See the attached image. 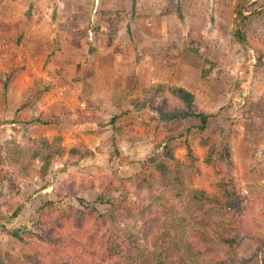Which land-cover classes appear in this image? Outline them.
Instances as JSON below:
<instances>
[{"label": "rangeland", "instance_id": "rangeland-1", "mask_svg": "<svg viewBox=\"0 0 264 264\" xmlns=\"http://www.w3.org/2000/svg\"><path fill=\"white\" fill-rule=\"evenodd\" d=\"M237 3L0 0V170L15 188L9 180L0 182V210L6 215L0 221V253L20 259L28 254L36 234L33 223L45 202L65 210L78 198L95 201L100 191L81 189L87 182L114 177L119 184L115 195L134 201L130 181L123 186L120 180L160 157L169 135L167 122L155 111L135 107L141 99L146 108L147 93L156 85L165 91L153 97L169 109L183 106L170 87L194 96L191 117L177 129L185 135L173 145L177 158L185 157L184 143L202 156L191 141L199 125L195 115H213L204 136L212 135L222 154L228 145L237 187L245 204L254 208L264 237V0H241L247 17L244 44L232 36ZM85 89L94 106L82 110V117L94 111L95 119L82 123L75 111L85 109ZM54 105L67 111L58 127L32 122ZM56 135L67 149L87 148L93 157L65 155L45 175L35 162L30 174L21 177L10 164L13 146L28 148L31 139ZM198 165L194 187L218 193L220 175L200 161ZM125 224L132 226L131 221ZM4 227L20 229L22 240ZM146 246L148 256L159 257L152 241ZM237 258L230 264H264V248L243 236Z\"/></svg>", "mask_w": 264, "mask_h": 264}, {"label": "trees", "instance_id": "trees-1", "mask_svg": "<svg viewBox=\"0 0 264 264\" xmlns=\"http://www.w3.org/2000/svg\"><path fill=\"white\" fill-rule=\"evenodd\" d=\"M243 7L238 0L234 8L232 36L239 44L247 42L244 33L247 17ZM164 91L163 85L152 87L147 93L146 108L141 99L135 106L143 111H155L167 122L164 128L169 135L160 157L145 162L132 178L120 180L123 186L130 183L134 201H129L126 194L115 195L119 193V184L114 177L106 176L98 184L87 182L81 189L100 191L95 201L78 198L76 205H67L65 210L53 202H45L33 223L36 234L35 240L29 243L28 254L20 259L0 253V264H230L231 260L238 261L237 250L243 236L255 241L259 250L264 248L260 225L252 215L254 208L245 204L233 176L228 145L222 154L216 139L212 135L204 136L213 115L205 111L195 115L199 125L191 133V141L203 150L202 156H197L184 143L186 154L184 159H179L173 145L177 137L185 136L179 135L177 129L191 117L189 110L194 96L181 88L170 87L183 106L169 109L166 105L160 106L153 97ZM83 94L85 109L77 108L75 113L86 123L95 119V113L82 117V110L93 108L94 103L86 89ZM66 113L63 106L54 105L32 122L58 127L60 116ZM178 120L180 123H176ZM62 141L56 135L51 139H31L28 148L15 145L10 151V164L16 166L21 177H27L35 162L41 163L39 172L45 175L57 158L71 155L83 160L94 155L87 148L67 149ZM199 161L220 175L216 184L218 193L209 194L194 187L195 178L201 172ZM5 180L15 189L14 180L0 170V182ZM260 195L258 198L262 200ZM5 218L0 210V221ZM129 221L131 227L125 224ZM4 230L14 239L22 240L20 229L4 227ZM151 241L161 251L159 257L146 254V245Z\"/></svg>", "mask_w": 264, "mask_h": 264}]
</instances>
